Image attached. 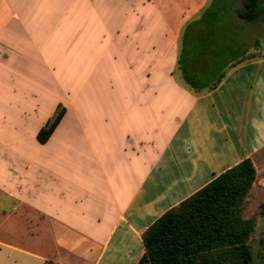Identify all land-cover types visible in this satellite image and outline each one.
I'll return each instance as SVG.
<instances>
[{"label": "crops", "instance_id": "crops-1", "mask_svg": "<svg viewBox=\"0 0 264 264\" xmlns=\"http://www.w3.org/2000/svg\"><path fill=\"white\" fill-rule=\"evenodd\" d=\"M208 7L0 0V264H137L143 232L225 170L249 158L248 195L264 187V54L210 90L183 78L203 81L186 51Z\"/></svg>", "mask_w": 264, "mask_h": 264}, {"label": "trees", "instance_id": "trees-1", "mask_svg": "<svg viewBox=\"0 0 264 264\" xmlns=\"http://www.w3.org/2000/svg\"><path fill=\"white\" fill-rule=\"evenodd\" d=\"M206 10L200 14L198 21L193 22L199 27L198 31L192 33L197 40L193 46L197 50L201 48V51H193L192 46L186 53L194 58H203L207 54L203 41L198 44L199 33L215 31L205 35L206 39L208 37L210 45L220 41L219 29H213L220 22L217 18L225 16L227 20L223 35L226 45L241 41L240 21L264 22V0H243L239 9L232 11L223 9L219 3L212 5L211 1ZM236 19L239 20L238 24ZM232 65L229 64V67ZM194 67H200L201 77L204 70L210 72L209 67L207 69L203 65ZM182 73L186 84L195 90L213 89L224 75L220 71L209 81L197 82L191 80L183 69ZM63 113L64 109L58 108L47 124L38 130L40 141L48 138ZM254 179L255 168L251 160L246 158L167 210L143 232L144 252L137 264H253L249 245L253 222L242 217V205Z\"/></svg>", "mask_w": 264, "mask_h": 264}, {"label": "rangeland", "instance_id": "rangeland-1", "mask_svg": "<svg viewBox=\"0 0 264 264\" xmlns=\"http://www.w3.org/2000/svg\"><path fill=\"white\" fill-rule=\"evenodd\" d=\"M211 1L212 5L219 3L223 9L232 11L231 9H239V5H241L243 0H209L210 3ZM210 20H212L211 17ZM217 20L220 22L213 29H219L217 32L221 33V37L216 45H210L208 37L206 39L205 36L210 33L213 34L215 31L211 32L209 30L208 34L202 32V34L199 33L197 35L200 37L198 44L203 41L204 49L207 47V54L204 55V63H201V65L205 68L207 67V69L209 67L208 70L210 71L209 73H206L205 70L203 71L202 82L209 81L212 76L220 71L224 73L231 61L233 63L238 58L243 59L246 56L258 53L264 54V22L262 20L250 23L240 21L241 41H234L230 45L225 44L223 36L226 24H228L225 16L219 17ZM195 21H198V19ZM238 23L239 20L236 19V24ZM185 30L186 27L184 28ZM193 48V51H201V48L198 50L195 49V46ZM262 154L264 155V151ZM242 217L251 219L253 222V229L249 236L253 264H264V187L256 186L252 189L242 205Z\"/></svg>", "mask_w": 264, "mask_h": 264}]
</instances>
